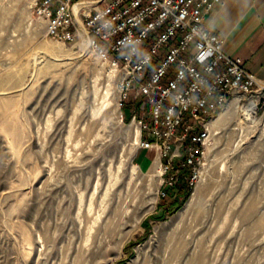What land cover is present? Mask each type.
I'll return each instance as SVG.
<instances>
[{"label":"rangeland","instance_id":"obj_1","mask_svg":"<svg viewBox=\"0 0 264 264\" xmlns=\"http://www.w3.org/2000/svg\"><path fill=\"white\" fill-rule=\"evenodd\" d=\"M120 109L88 43L0 0V264H264V107L220 113L177 202Z\"/></svg>","mask_w":264,"mask_h":264},{"label":"built area","instance_id":"obj_2","mask_svg":"<svg viewBox=\"0 0 264 264\" xmlns=\"http://www.w3.org/2000/svg\"><path fill=\"white\" fill-rule=\"evenodd\" d=\"M220 1L31 0L55 38L72 43L84 33L115 75L121 121L140 130L139 150L154 153L170 188L184 168L191 191L197 188L212 122L226 107L249 117L264 107V78L227 55L225 40L205 24V13Z\"/></svg>","mask_w":264,"mask_h":264},{"label":"crops","instance_id":"obj_3","mask_svg":"<svg viewBox=\"0 0 264 264\" xmlns=\"http://www.w3.org/2000/svg\"><path fill=\"white\" fill-rule=\"evenodd\" d=\"M204 21L225 40L227 55L241 58L248 71L264 78V0H221Z\"/></svg>","mask_w":264,"mask_h":264},{"label":"trees","instance_id":"obj_4","mask_svg":"<svg viewBox=\"0 0 264 264\" xmlns=\"http://www.w3.org/2000/svg\"><path fill=\"white\" fill-rule=\"evenodd\" d=\"M188 174H189V170L187 168H184L182 170V177L180 181L177 183V186L170 189V190L173 189L175 192L176 202L186 198L191 194V189L187 180Z\"/></svg>","mask_w":264,"mask_h":264},{"label":"bare ground","instance_id":"obj_5","mask_svg":"<svg viewBox=\"0 0 264 264\" xmlns=\"http://www.w3.org/2000/svg\"><path fill=\"white\" fill-rule=\"evenodd\" d=\"M78 38L80 39L81 42H85V43H87V40H86V38H85V36H84V33L80 32V33L78 34ZM110 96H111V92H110V90L107 88V90L104 92V99H105L106 102H109V101H110ZM138 144H139V143H138ZM160 167H161V166L155 164V168H156L157 171H160ZM161 169H162V168H161ZM162 172H163V171H162ZM158 173H160V172H158ZM162 174H163V173H162Z\"/></svg>","mask_w":264,"mask_h":264}]
</instances>
